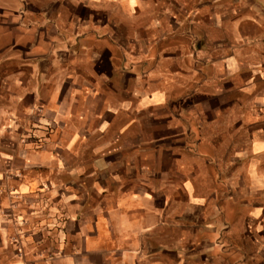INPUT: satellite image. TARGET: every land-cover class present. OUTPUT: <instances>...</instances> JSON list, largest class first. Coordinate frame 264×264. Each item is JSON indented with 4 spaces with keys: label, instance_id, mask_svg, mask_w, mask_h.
<instances>
[{
    "label": "crops",
    "instance_id": "obj_1",
    "mask_svg": "<svg viewBox=\"0 0 264 264\" xmlns=\"http://www.w3.org/2000/svg\"><path fill=\"white\" fill-rule=\"evenodd\" d=\"M0 264H264V0H0Z\"/></svg>",
    "mask_w": 264,
    "mask_h": 264
},
{
    "label": "rangeland",
    "instance_id": "obj_2",
    "mask_svg": "<svg viewBox=\"0 0 264 264\" xmlns=\"http://www.w3.org/2000/svg\"><path fill=\"white\" fill-rule=\"evenodd\" d=\"M192 39V38H191ZM194 46H195V43L193 44ZM235 119H234V124H241V123H239V122H242V120L240 119V117H234ZM244 125V129H243V131L242 130H239V129H237V128H235V132H234V135H233V137H234V140L236 141V142H239L242 138L243 139H245V130L248 128V125H249V123H244L243 124ZM247 128H246V127ZM221 134H222V136L225 134L224 132L222 133L221 132ZM220 135V134H219ZM229 135V134H228ZM219 137V136H218ZM217 137V138H218ZM225 136H223V138H222V141L221 142H219V143H221L222 144V142L223 141H225ZM220 139V138H219ZM227 139L228 140H230V137L229 136H227ZM217 151H218V155L220 156V157H224L225 155H226V147L222 144L220 147H218L217 148Z\"/></svg>",
    "mask_w": 264,
    "mask_h": 264
},
{
    "label": "built area",
    "instance_id": "obj_3",
    "mask_svg": "<svg viewBox=\"0 0 264 264\" xmlns=\"http://www.w3.org/2000/svg\"><path fill=\"white\" fill-rule=\"evenodd\" d=\"M21 249H18V251L20 252Z\"/></svg>",
    "mask_w": 264,
    "mask_h": 264
}]
</instances>
